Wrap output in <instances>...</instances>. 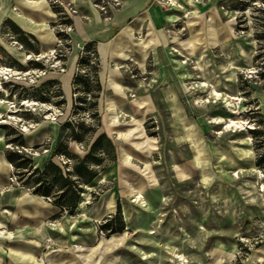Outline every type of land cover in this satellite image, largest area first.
Segmentation results:
<instances>
[{"label": "rangeland", "instance_id": "1", "mask_svg": "<svg viewBox=\"0 0 264 264\" xmlns=\"http://www.w3.org/2000/svg\"><path fill=\"white\" fill-rule=\"evenodd\" d=\"M179 1H158L162 12L181 14L177 20L153 28L145 22L124 34L129 21L88 40L72 24L82 16L77 8L46 0L53 15L38 53L0 26V125L23 134V150L39 167L49 159L70 166L51 157L60 138L80 157L87 151L65 137L64 123L96 125L88 112L74 110L81 94L73 89L74 75L84 72L77 65L83 45H96L97 131L112 139L116 159L83 191L87 216L106 194L114 206L70 228L69 264H179L175 255L186 264H246L264 244V159L256 164L264 155V2ZM118 4L93 3L106 22ZM5 131L0 127V174L8 183L0 197L29 189L1 159L6 147L16 148L6 144ZM117 202L125 227L109 234L99 225Z\"/></svg>", "mask_w": 264, "mask_h": 264}, {"label": "crops", "instance_id": "2", "mask_svg": "<svg viewBox=\"0 0 264 264\" xmlns=\"http://www.w3.org/2000/svg\"><path fill=\"white\" fill-rule=\"evenodd\" d=\"M94 1L60 0L62 4H72L80 11L82 16H74L71 21L74 27L80 25L81 37L88 40L105 38L119 24L123 26L129 21L132 25L127 30L124 28V34L129 33V28L139 31L145 22L152 28L160 27L163 22L177 20L181 16L179 13L162 12L158 5L159 0H118L119 4L110 9L111 17H108L111 21L106 22L107 17L102 16L103 14L94 7ZM170 1L180 5L179 0ZM51 15L52 8L46 0H0V26L6 19H10L36 40L47 33L46 26ZM82 17L92 23L97 21L101 25L91 29ZM1 159L11 166L4 153ZM7 183L6 175L0 174V187H5ZM87 197L88 192L83 191L74 214L63 213L54 217L60 209L29 189L12 188L4 191L0 197V245L3 246L0 264H69L66 247L68 240L72 241L75 237L74 234L67 235L70 228L76 222L98 217L100 212L110 210L114 206V197L106 194L100 201L98 212L87 216ZM52 220L57 222H50ZM49 244L53 245L52 250L46 249ZM261 259H264V244L250 254L246 264H258Z\"/></svg>", "mask_w": 264, "mask_h": 264}, {"label": "trees", "instance_id": "3", "mask_svg": "<svg viewBox=\"0 0 264 264\" xmlns=\"http://www.w3.org/2000/svg\"><path fill=\"white\" fill-rule=\"evenodd\" d=\"M256 1L264 2V0H248V3ZM67 22H70V19H67ZM5 24L8 25L21 45L38 53L37 40L33 35L23 31L10 19H6ZM57 35L63 34L57 31ZM77 65L84 69V72L78 71L73 77V89L81 94L74 100L76 104L74 110L88 112L96 125L93 126L83 120H70L64 123V129L67 139L83 143L87 148L82 157L72 153L68 148L67 141L60 138L52 149L51 157L63 156L69 160L70 166L63 169L52 159H49L41 167L35 166L32 156L23 150L25 146L23 134L6 124L0 125L6 130L4 134L6 144L16 146L15 149L6 147L4 150L6 160L13 167V174L33 194L48 199L60 209L54 217H59L63 213L74 214L84 186L94 180L98 174V168H103L107 162H113L116 159V149L112 139L105 132L97 131L100 125L97 104L101 85L98 78L99 58L94 41H88L83 45ZM18 66L21 67L20 64ZM89 96L92 99H87ZM12 134L13 136H11ZM263 159L264 155H261L256 164L259 165ZM124 227L121 207L117 202L115 212L104 218L99 229L113 234L122 232Z\"/></svg>", "mask_w": 264, "mask_h": 264}, {"label": "bare ground", "instance_id": "4", "mask_svg": "<svg viewBox=\"0 0 264 264\" xmlns=\"http://www.w3.org/2000/svg\"><path fill=\"white\" fill-rule=\"evenodd\" d=\"M85 187H87V185ZM175 258L178 259L179 264H186V261L184 260V256H182V255H175Z\"/></svg>", "mask_w": 264, "mask_h": 264}]
</instances>
